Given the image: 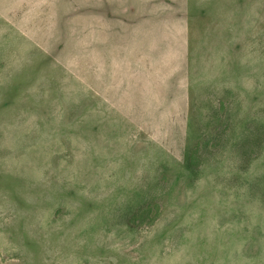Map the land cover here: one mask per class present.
Returning <instances> with one entry per match:
<instances>
[{"label":"rangeland","instance_id":"374dc122","mask_svg":"<svg viewBox=\"0 0 264 264\" xmlns=\"http://www.w3.org/2000/svg\"><path fill=\"white\" fill-rule=\"evenodd\" d=\"M0 264H264V0H0Z\"/></svg>","mask_w":264,"mask_h":264}]
</instances>
